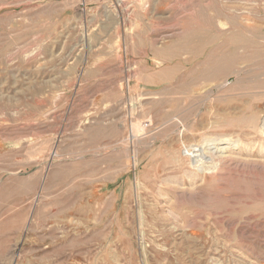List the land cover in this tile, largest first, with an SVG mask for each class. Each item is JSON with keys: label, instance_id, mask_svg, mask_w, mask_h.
<instances>
[{"label": "rangeland", "instance_id": "rangeland-1", "mask_svg": "<svg viewBox=\"0 0 264 264\" xmlns=\"http://www.w3.org/2000/svg\"><path fill=\"white\" fill-rule=\"evenodd\" d=\"M263 86L264 0H0V264H264Z\"/></svg>", "mask_w": 264, "mask_h": 264}, {"label": "bare ground", "instance_id": "bare-ground-1", "mask_svg": "<svg viewBox=\"0 0 264 264\" xmlns=\"http://www.w3.org/2000/svg\"><path fill=\"white\" fill-rule=\"evenodd\" d=\"M164 57H166V56H164ZM160 61H162V59H160ZM160 61H158V62H160ZM218 62H219V60H215L214 61V63L212 64L213 65V67L211 68L212 70H210V72H209V74H208V78H210V79H212L214 76H217V75H219V74H221V73H223V72H225V71H227V70H230V68L234 65V63H235V59H233V58H228V59H226V60H222L221 62H219V63H221V64H218ZM158 74L159 75H161V76H167V74H168V69H166V68H160L159 70H158ZM164 78V77H163ZM263 93H264V86L263 87H261L260 88V90L256 93L257 95V97L258 96H263ZM264 112V111H263ZM263 114V113H262ZM263 116V115H262ZM264 118V117H263ZM261 123H263L262 125H264V121H262ZM261 127H264V126H261ZM261 130L264 132V129H262L261 128ZM219 140V139H218ZM220 141V143H227L228 142V140L227 139H221V140H219ZM215 142H218L217 141V139L215 140V139H206V140H204V142H202V144L200 145V146H198L197 148H196V151H199V152H201L199 149H206L207 147H209V146H211V145H213V144H215ZM236 143H238V142H236ZM232 145H234V144H232ZM240 147V145H237V144H235L234 145V147L233 148H219L218 149V153L221 155V158H227V156L228 155H224L225 153H227V149H229V150H237L238 148ZM232 154V153H231ZM218 155V154H217ZM200 155H194V157L196 158V157H199ZM197 160L196 161H193V162H200L201 160H199L198 158H196ZM204 163V162H203ZM196 165V164H195ZM201 166V165H200ZM216 166H217V163H215V164H213L212 166H209V167H204V168H198V167H196V169H195V171L197 172V174H202V175H204V174H211L212 172H211V170L212 171H214L215 169H216ZM194 183V182H193ZM158 191V190H157Z\"/></svg>", "mask_w": 264, "mask_h": 264}]
</instances>
